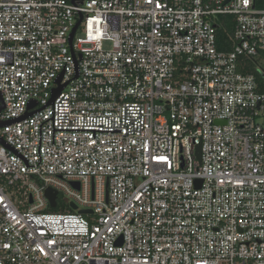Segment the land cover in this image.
I'll use <instances>...</instances> for the list:
<instances>
[{
    "label": "built area",
    "instance_id": "built-area-1",
    "mask_svg": "<svg viewBox=\"0 0 264 264\" xmlns=\"http://www.w3.org/2000/svg\"><path fill=\"white\" fill-rule=\"evenodd\" d=\"M239 57L264 58V0H0V264H264Z\"/></svg>",
    "mask_w": 264,
    "mask_h": 264
},
{
    "label": "trees",
    "instance_id": "trees-1",
    "mask_svg": "<svg viewBox=\"0 0 264 264\" xmlns=\"http://www.w3.org/2000/svg\"><path fill=\"white\" fill-rule=\"evenodd\" d=\"M220 20L223 21L222 27H217V39H218V49L219 50H230L231 44H229V34L231 33V18L229 17H220ZM252 62H255L253 59H248L245 57H239L238 59V69L242 73H248L254 75L256 81L259 85V90L264 92V70L262 69H253L251 67ZM256 63V62H255ZM49 212H59V209H49Z\"/></svg>",
    "mask_w": 264,
    "mask_h": 264
},
{
    "label": "water",
    "instance_id": "water-1",
    "mask_svg": "<svg viewBox=\"0 0 264 264\" xmlns=\"http://www.w3.org/2000/svg\"><path fill=\"white\" fill-rule=\"evenodd\" d=\"M79 23H80V21H78V23L75 25V27H74V29H73L71 35H70V38H69V44H70V45H71L72 38H73V36H74V33H75V31H76V29H77ZM74 78H77V72H76V75H75ZM59 81H60V78L58 79L57 82L59 83ZM64 86H65V85L60 86L58 89L54 90V92H53L54 95H55V94H58L59 91L61 90V88H63ZM33 106H35V102H32V103L30 104L29 108H31V107H33ZM31 114H32V113H26L23 117H21V120H22V119H25V118H27V117H29V116H31ZM12 122H13V121H10V122L4 123V124L0 123V127H2L3 125L10 124V123H12ZM0 144L6 146L2 139H0ZM7 148H8V147H7ZM8 149H10V148H8ZM199 152H200V150H199V148H198V149H197V155H198V157H199ZM45 196H46V198L48 199V201H49V203H50V206H51L52 208H54V207H55L56 193H54V192H52V191H50V190H47L46 193H45ZM70 207H71L72 210H76V209H77V206L74 205L73 203L70 204ZM78 213H79V214H82V215H89V214H91L92 212H91L90 210H79Z\"/></svg>",
    "mask_w": 264,
    "mask_h": 264
},
{
    "label": "rangeland",
    "instance_id": "rangeland-1",
    "mask_svg": "<svg viewBox=\"0 0 264 264\" xmlns=\"http://www.w3.org/2000/svg\"><path fill=\"white\" fill-rule=\"evenodd\" d=\"M104 47L106 49H109L110 48V44L105 43ZM253 60L256 62V63L255 62L250 63L251 67L253 69H262V70H264V58L263 57H257V58H254Z\"/></svg>",
    "mask_w": 264,
    "mask_h": 264
}]
</instances>
